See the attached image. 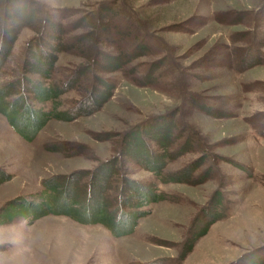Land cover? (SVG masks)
Returning a JSON list of instances; mask_svg holds the SVG:
<instances>
[{
  "label": "rangeland",
  "instance_id": "rangeland-1",
  "mask_svg": "<svg viewBox=\"0 0 264 264\" xmlns=\"http://www.w3.org/2000/svg\"><path fill=\"white\" fill-rule=\"evenodd\" d=\"M59 24L52 80L66 89L59 109L79 112L48 118L31 140L0 113V264H264V136H251L264 132V0H0V84L13 86L1 71L24 68L30 51L51 53ZM253 50L260 64L237 62ZM234 55L237 71L226 62ZM22 74L40 83V73ZM63 74L76 78L72 87L56 79ZM27 94L20 89L33 109L51 101ZM26 115L37 122L25 107L16 119ZM126 134L133 163L159 161L182 142L158 167L187 180L163 184L167 198L118 235L52 215L45 200L57 185L92 210L106 202L117 224L131 218L120 198L152 185L136 165L127 175L113 168ZM220 171L231 182L212 199ZM40 208L47 214L37 218Z\"/></svg>",
  "mask_w": 264,
  "mask_h": 264
},
{
  "label": "trees",
  "instance_id": "trees-1",
  "mask_svg": "<svg viewBox=\"0 0 264 264\" xmlns=\"http://www.w3.org/2000/svg\"><path fill=\"white\" fill-rule=\"evenodd\" d=\"M57 25V24H56ZM64 25V23H63ZM55 27V26H54ZM56 33H52V31L50 34H53V39L56 42V45L53 46V44L49 43V45L46 47L47 50H49L51 53L47 54L44 53H38L35 50H32L28 53V57L30 58V62H26V65L24 68L21 67H17L15 68L14 72H9L7 70L5 71H1L2 73L5 74H12V77L10 78L11 81L13 82V86H8V83H6L7 81H5L3 84H0V113L4 114V116H6V113L9 114V118L17 123H14L13 121L11 122L9 120V118L6 117V119L9 121L10 124H12L13 127L18 128V133L20 134V136L22 135L23 138H26L27 140H31L37 129H40L47 121L48 118H55V119H65V120H69L70 116L79 112V107L74 108V111L71 113V110L68 111L69 108L66 109H59L61 106V99L59 96L60 93H62V90L65 91L64 89H62L61 85H57L53 82V69H54V63L56 61V54H58L62 49H64L63 45H64V40L62 39V26L61 24H59L57 27H55ZM17 33V31H15L10 38L7 40L9 41L11 38H13L15 36V34ZM44 33H47V29L44 31ZM116 34H118V31H116ZM232 41H233V37ZM68 40V39H65ZM14 41V40H13ZM12 41V43H13ZM231 41V43H232ZM116 43L118 44V41H116ZM10 48V47H9ZM251 49V48H248ZM37 53V55H36ZM250 54V58L249 59H241L239 61H237L239 64H260V61H263V58L260 56L259 53H257L255 50L253 51H249L247 53V55ZM235 55L230 58L231 60H227L226 62L228 63V65L230 66V64L235 62ZM24 58V57H23ZM245 60V63H244ZM34 61V62H33ZM41 67L37 66L38 63H41ZM118 67H121V65H119ZM231 67V66H230ZM233 68V67H231ZM52 69V72H51ZM58 69V68H57ZM22 70L24 71H28V70H33L36 71L38 73L41 74L40 76V83H35L34 81L30 80V79H25L22 80ZM234 71H237V68H233ZM26 76V75H25ZM69 76H67L66 74L63 76H60V78H58L56 76V79H61L60 81H64V82H70L68 87H72L71 85L73 84V82L75 81L74 78L71 79V81L69 80ZM68 78V81L66 80ZM13 79V80H12ZM76 79V78H75ZM74 80V81H72ZM59 81V82H60ZM24 82L27 86H30L31 88L24 87ZM57 82V83H59ZM60 84V83H59ZM146 84H150L147 83ZM187 84V83H185ZM110 88H109V93L110 95H112L113 90H114V84L111 83L110 84ZM89 86V81L86 84V87ZM109 87V86H108ZM22 88V91L25 93H28V99H34L33 101H37V103L41 102L44 99H48L51 100L49 102V104L43 108L39 106H37V108L33 109L30 108L29 106H25L26 104L28 105V101L27 98H21V96H19L20 94V89ZM67 88V87H66ZM19 89V90H17ZM14 93V94H13ZM13 95V96H12ZM16 97V98H15ZM9 99V100H8ZM31 105V104H30ZM29 110L31 112V117L36 116L37 122L36 123H32L33 125L30 124L29 126V121H28V115H26V117L24 116L23 120L19 121L16 119L19 114L20 111H22V109ZM36 113V114H35ZM38 115V116H37ZM79 115V113L77 115H74L71 119H73L74 117H77ZM19 125H23L22 128L20 129L21 131H23V134H21L20 130H19ZM28 126V127H27ZM24 127V130H23ZM32 129L33 132H27L28 134L25 133V131ZM255 129H257V132L252 134L251 136L254 139H258V136H264V132H262V130L258 127H256ZM142 130V129H141ZM136 134L138 135V132H136ZM127 135V134H126ZM131 134L127 135V139L124 141V150L122 152V154H119V158H116V161L113 163V168L114 165L116 164V168H118V171L121 170V174L126 173L125 175H127V172L131 171L130 166H134L136 165L137 168H139L140 172L143 174L148 173L150 176V180L148 182V186L150 187L152 185V188H149L146 193L140 197L137 196H132L130 193H128L127 196H123L121 197L120 194V204L126 205L129 208V211L131 209V218L130 217H123V219L121 220V224H117V222H115L113 219V217L108 218L109 212V206L106 204V202L101 203L99 202L100 207H97V209L93 208V210L91 209L92 206L90 205H86L82 202H78L76 200V198L74 197V194L72 196H70L71 193H69L70 191L68 190V194L64 193L65 189L64 186L62 187H58L57 185H54V187L48 188L47 194H46V207L47 209H51L53 210V212H51L52 215H60V214H64L65 216L71 217L76 221L79 222H92V223H98L101 222L104 225H106L107 227H109L111 229V231L115 234H118V231L120 230L119 227H121L122 232H124L125 230H129L133 224V219L136 218H142L147 216V212H149V210L147 209L148 206L152 205V204H157L158 202H161L163 200H165L167 198L166 196V192L164 191V189L162 188V185L169 182V181H174L175 182H182V180H187L184 177H182L184 174H182V171H171V173L169 174V176L166 178L165 175L167 174V172L163 171V169H161L162 164H166V162L168 161L167 158L171 159H175L179 154H181V151L183 147H181V145L183 144L182 142L180 144H178L179 147L175 148L174 151L169 154L168 151H166L164 149V151H162V155L159 158V161H157L156 159H152V160H143V161H136V163L130 162L133 159L130 157V153H132V145L130 143V141L132 140V138L130 137ZM195 138H193L194 140ZM177 144V143H176ZM167 148V147H165ZM181 152V153H180ZM121 155V156H120ZM210 155V154H209ZM119 159L120 162H118L117 160ZM159 165H161V167H158ZM242 165V164H241ZM193 165L188 164L186 167L187 168H191ZM195 166V163H194ZM196 167V166H195ZM147 171V172H146ZM183 171H186V169H183ZM195 171H197L198 174V168H195ZM249 171V170H248ZM109 172V170L107 171V173ZM221 174H219V178H218V186L217 188L214 190V193L212 195V199H218L219 198V193H218V187L220 186H226L228 184H230L231 182V176L232 174L230 172L227 171H220ZM251 172V171H250ZM106 173V174H107ZM203 174V176H202ZM202 172L200 174V176L198 175V178H207L208 176H211L212 173L209 172V174L206 176V174ZM108 175V174H107ZM87 178V177H85ZM105 180V177L103 178ZM124 180V177L122 178ZM174 179V180H173ZM87 183H89V180L86 181ZM56 184V183H55ZM58 184V183H57ZM90 184V183H89ZM89 184H87L88 188H90ZM50 189V190H49ZM133 190V189H131ZM134 191V190H133ZM132 191V192H133ZM119 192V189H118ZM67 194V195H66ZM117 197V196H116ZM128 197L127 199H124ZM131 198H135V202H131L130 199ZM117 200H119V198L117 197ZM77 201L78 203L74 202ZM85 203H87V201H85ZM26 207L21 208L24 209L25 211H30V204L28 202H26ZM18 210V209H17ZM89 213V214H87ZM47 214V213H46ZM44 214V211H42L41 213V208L39 209V215L37 216V218L39 216L42 215H46ZM130 215V214H129ZM126 216V215H124ZM134 216V217H133ZM13 217H9L7 218L6 221L12 220ZM128 220V222L126 223V221ZM124 221V223H123ZM120 232V231H119ZM198 231H196L195 233H197ZM204 233V231H203ZM195 239V238H193ZM192 239V240H193ZM189 250V249H187ZM186 250V251H187Z\"/></svg>",
  "mask_w": 264,
  "mask_h": 264
}]
</instances>
